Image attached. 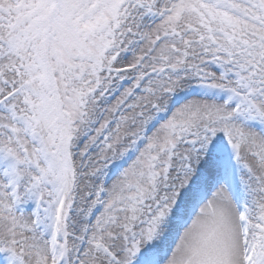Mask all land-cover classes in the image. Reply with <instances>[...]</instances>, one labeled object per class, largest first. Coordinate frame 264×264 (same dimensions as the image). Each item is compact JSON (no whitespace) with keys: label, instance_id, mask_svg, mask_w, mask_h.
I'll return each instance as SVG.
<instances>
[{"label":"snow or ice","instance_id":"obj_1","mask_svg":"<svg viewBox=\"0 0 264 264\" xmlns=\"http://www.w3.org/2000/svg\"><path fill=\"white\" fill-rule=\"evenodd\" d=\"M0 264H264V0H0Z\"/></svg>","mask_w":264,"mask_h":264}]
</instances>
